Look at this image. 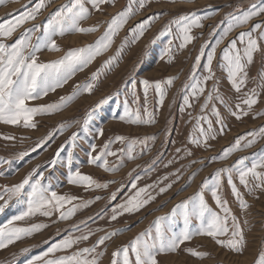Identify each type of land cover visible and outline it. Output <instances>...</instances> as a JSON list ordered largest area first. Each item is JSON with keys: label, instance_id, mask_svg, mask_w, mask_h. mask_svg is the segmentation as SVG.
Here are the masks:
<instances>
[{"label": "rangeland", "instance_id": "1", "mask_svg": "<svg viewBox=\"0 0 264 264\" xmlns=\"http://www.w3.org/2000/svg\"><path fill=\"white\" fill-rule=\"evenodd\" d=\"M0 264H264V0H0Z\"/></svg>", "mask_w": 264, "mask_h": 264}, {"label": "bare ground", "instance_id": "2", "mask_svg": "<svg viewBox=\"0 0 264 264\" xmlns=\"http://www.w3.org/2000/svg\"><path fill=\"white\" fill-rule=\"evenodd\" d=\"M75 255H76V253H75Z\"/></svg>", "mask_w": 264, "mask_h": 264}]
</instances>
